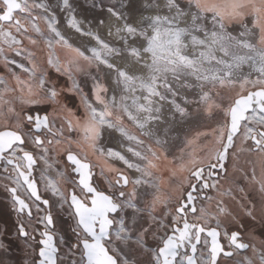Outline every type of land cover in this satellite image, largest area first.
<instances>
[{"label": "snow or ice", "instance_id": "obj_1", "mask_svg": "<svg viewBox=\"0 0 264 264\" xmlns=\"http://www.w3.org/2000/svg\"><path fill=\"white\" fill-rule=\"evenodd\" d=\"M63 6L69 9V0H63ZM148 7L153 9V14L142 15L136 21H130L114 8L108 9L120 25L115 30L118 47L92 31L85 32L75 15H70L68 25L82 35L93 37L98 45L82 50L62 34L54 13L32 15L35 8L47 11L48 5H30L27 0H0V61L5 66L16 64L15 60L9 61L8 53L20 56L25 51L21 45L26 39L36 48L43 43L48 49L47 65L68 75L73 80L74 90L78 91L74 73L83 71L85 66L95 65L99 69L104 65L116 74L110 98L108 88L97 82L93 89L94 101L87 96L82 98L83 116L76 117L68 110L58 128L55 115L50 120L47 113L31 114L26 107L49 102L59 106V93L49 85L47 73L38 66L34 52H27L30 68L19 65L27 73L26 79L11 72L15 83L9 86L8 81L0 77V85H3L0 90V126H3L0 161L11 165L15 174L16 186L9 190L14 206L18 205L17 211L32 215V206L17 195L18 189H25L37 211H40L37 202L42 200L32 176L37 157L26 150V145L42 150L39 159L46 168L52 167L47 159L50 151L65 153L73 172L78 174L76 187L80 195L75 189L71 193L62 190V182L66 183L64 173H58L56 180L42 174L46 189L59 196L62 204L67 203L75 218L77 243L73 248L80 251V260L72 264H130L122 246L133 244L151 256V264H217L221 254L233 255L220 243L218 229L207 226L213 218L209 210L197 208L194 195L197 185L189 183L191 191L185 193L183 184L195 179L202 189H219V180L206 179L205 170L208 177H213L218 175L214 169H225L224 162L229 150L234 149L237 137L241 143L251 142L252 146L243 150L256 154L252 180L264 193V0H185L183 6L180 0H159ZM16 13L24 14L25 21L17 18ZM41 20L45 28H41ZM29 33H34L35 38ZM57 50L64 53L63 59ZM118 60L130 62L138 74L118 66ZM189 91L197 95L195 102L203 111L218 112L223 122L212 130L214 141L201 144V136L207 134L198 132L186 141L178 158L169 160L164 150L166 142L157 138L152 125L161 122L165 107L173 116H186L187 108L177 98H182L184 104L190 103L187 95H182ZM56 111L54 109V113ZM129 124L138 134L130 130ZM65 127L75 139L71 135L65 137ZM111 132H118L136 145L127 148V152L137 158L136 162L121 151L100 146L104 135ZM153 140L155 146L151 143ZM90 156L98 161L103 158L107 172L114 174L108 181L110 190L130 187V191L106 194L94 187ZM236 156L237 152L233 151L234 160ZM108 158L122 161L139 176L130 179L120 168L108 164ZM256 165L260 168L258 180ZM165 173L169 174L168 179ZM183 173L187 176L173 187L172 178H179ZM141 199L145 203L138 206ZM173 199L178 207L172 215L171 233L162 236L155 249L147 248L145 235L149 230L134 231L120 214L131 209L135 218L147 212L154 223L163 227L153 213L158 205L166 207ZM42 202L49 203L48 200ZM217 207L219 213L226 212L219 204ZM39 222L46 230L40 232L38 264H58L59 248L48 230L54 227L51 213ZM19 232L29 236L23 224ZM239 237V232H232L228 237L230 246L248 248L249 244L240 242ZM247 264L253 262L248 260ZM260 264H264V252L260 254Z\"/></svg>", "mask_w": 264, "mask_h": 264}, {"label": "rangeland", "instance_id": "obj_2", "mask_svg": "<svg viewBox=\"0 0 264 264\" xmlns=\"http://www.w3.org/2000/svg\"><path fill=\"white\" fill-rule=\"evenodd\" d=\"M159 0H146V3L141 5L140 0H69V9H65L63 6V0H27V2L31 4H46L48 5V10L46 11L43 8H35L32 11L33 16H45L50 13H54L56 19L58 21V28L64 34L69 41L76 47H80L82 50H90L92 47H98L96 41L94 39H90L89 36L82 35L81 33L76 32L75 29L71 28L68 25V19L70 15H75L76 19L82 23H86L89 28H86L83 24L81 27L85 32L92 30L97 27L98 29L95 32L100 36L102 40L113 44L114 46H119V39L116 35L104 32L99 29L100 21H104L102 25H107L106 17L110 13L108 11L109 8H114L116 11L121 12L124 16L128 17L130 21L139 20V18L144 15H150L151 11L147 9L148 4L156 3ZM182 6L185 3V0H180ZM147 4V5H146ZM147 12V13H146ZM136 15V16H135ZM17 18H19L22 22L25 21V16L22 13H16ZM81 20V21H80ZM112 27L116 30L117 26H120L119 23L115 20L113 21ZM41 28H45L43 21H39ZM109 25V24H108ZM116 26V27H115ZM106 33V34H105ZM34 36V33H29ZM110 35V36H109ZM114 36V37H113ZM113 37V38H112ZM89 38V40H88ZM87 39V40H86ZM93 43H92V42ZM95 42V43H94ZM6 47V46H5ZM22 49L25 51L22 52L20 56H17L15 52L8 53L9 61L15 60L16 64L9 63L7 66L0 61V77H3L6 81H8L9 86H12L15 81L12 79L10 73L15 72L17 75L21 76L22 79L27 78V73L23 71L19 67V65L23 64L24 67L30 68L27 52L31 51L35 53V59L40 68H42L47 73L48 83L51 86H54L58 93L61 91L67 92V90L62 89L63 86L59 84L57 79L55 80V74H58L62 78H66L68 81L69 91L76 92L77 94H81V99L84 96H87L89 100L94 101V93L93 89L97 82L105 85L108 88V94L110 92V86L115 88V78L116 74L114 71L108 69L104 65H100L99 69L93 65L92 67H84V70L78 73H74V80L76 85L78 86V91L74 90L73 80L69 79L68 75L63 73H58L54 68L49 67L46 63L47 61V52L48 49L41 42L40 48H36L28 43L26 39L23 40L21 45ZM57 54L63 59L64 53L62 51L57 50ZM87 54L91 55V52L88 51ZM118 66L125 67L133 74L136 73L133 65L128 61H116ZM245 71H248L245 68ZM113 79V82L112 79ZM106 77V78H105ZM3 89V85H0V90ZM61 89V90H60ZM111 90L110 93H112ZM182 95H187L190 103L184 104L182 98L178 97L177 100L182 104V106L187 108V115L181 117L179 114L173 116L172 111L167 107L164 109V117L161 122L158 124L152 125L153 131L156 132L157 138L165 141L164 150L168 154L169 160L174 158H178L180 155V149L184 148L185 143L188 139H191L196 133H206V136H201L200 143H210L214 141V137L212 136V130L216 129L220 123L223 122L222 115L218 112H213L209 114L203 111L202 107H199L195 102L197 100V95L189 91L187 93H183ZM7 99V96H5ZM59 106L54 105L52 103H44L37 105L26 106L30 109L31 114L39 113L49 115V119L52 120L55 115V123L58 128L61 123H63L62 117L67 114L68 110H71L72 113L75 114L76 117H81L79 113H75L72 108L68 107L67 102L64 98H61V95L58 96ZM62 106V107H61ZM83 106V104H82ZM54 109L57 111L54 113ZM19 105L17 104V111H19ZM83 116V115H82ZM127 123V122H126ZM130 130L134 134H138L136 129L132 125H128ZM0 129H3V126H0ZM55 131V128L53 129ZM69 135L75 139L74 134L68 133L65 127V137L67 138ZM143 139V137H141ZM154 145V140L151 141ZM121 144V145H120ZM237 146L234 149L229 150L228 160L225 163V169L223 174L219 172L216 177H208L207 170H205L206 179L211 180H219L220 187L219 189L210 188L207 192V196L204 199H198L196 201L197 208L205 207L209 210L212 215V219L209 223H216L221 231L225 234L229 228H237L255 226L263 228L262 235L260 238L255 236L252 233L245 232V238L250 244V248L243 254L238 257L237 261L242 264H247L248 260H251L253 264L255 263V252L260 249V251H264V193L260 191L259 184L252 182L251 175L253 174V161L256 160L255 153H249L246 150L251 147V142L241 143L239 137H237ZM100 146L113 148L116 151H121L126 157L132 161L136 162L137 158L134 157L131 153L127 152V148L129 146L135 147L136 145L131 144L125 140L120 134L116 132H111L110 134H105L102 140L100 141ZM67 147V145H65ZM72 151H76L73 147ZM236 151L237 156L235 160L232 157V152ZM35 153L39 162V165L36 169V177L39 184V189L41 194H43L46 198L50 200V208L44 209L40 206V211H37L36 207L33 208L34 216L32 218H23V223L27 226V229L30 232H38L39 228H45V226L40 223V219L43 214L51 213L54 221V227L50 229L51 232L55 235L56 244L59 248L58 254V264H72V261L80 260V251L73 248V245L77 243V235L74 229L76 228L75 218L73 217L69 205L67 203H61V198L57 195H54L50 189H46L45 183L46 180L43 177L48 179L56 180L58 179V173H64V180L66 183L62 182L61 187L62 190H67V192L71 193L74 189L78 195H80L79 188L76 187L75 176L69 170V165L64 160V153L59 151H50L48 153L47 159L50 164H52L51 168H46V165L42 160L39 159V156L42 155L41 149H35ZM90 161L93 164L94 176L101 177L104 180V190L109 194H112V191H130L129 188H120V189H109L108 181L112 178L114 174H110L107 172V166L104 164V159L101 158L99 161L96 157H89ZM114 161L108 159V164L114 165L117 168H120L125 174H127L130 179H134L139 176L134 169H128L126 165L123 164L122 161L116 160L112 158ZM207 163V161H205ZM123 164V165H121ZM5 167L11 169L5 164L2 165L1 174H5ZM256 179L260 178V168L259 165L255 167ZM43 174V177H42ZM187 176V173L181 174L179 178H172L173 187H176V184L179 183L183 177ZM169 178V174L165 173V179ZM15 178L9 177H0V262L1 264H36L35 259L37 258L36 249L38 244L33 242L31 239H21L18 235L11 234L12 231H9L8 224L10 223V218L8 217L9 207L13 205L12 202L8 200L7 193L4 192L5 186L9 183H14ZM195 179H191L190 181H186L183 184V189L186 192L189 189V183L193 184ZM197 186L200 184L197 182ZM200 190V189H199ZM243 190V191H241ZM21 193L24 194L23 188L19 189ZM138 191H142L138 189ZM218 193H225V195L221 196ZM179 193H177L178 195ZM248 195V197H247ZM211 199H208V198ZM150 198V197H149ZM235 198L238 200L235 201ZM222 201V203H221ZM31 204L33 202L30 200ZM145 203L144 199L140 200L138 206H143ZM232 203V204H231ZM234 203L240 205H247L246 210H251V203L255 204V212L252 213L254 217V221H250V218L244 213H239L236 216V219L233 218V215H236L234 211ZM218 204L220 207L226 209V212L219 213L218 212ZM178 204L175 202V199L172 200L166 207L164 205H158L153 215L156 217L157 222H162L163 227H159L158 223H154L150 218L147 212L136 215L133 218L132 210L125 209L123 213L120 215H124L129 226L133 228L134 231L140 232L144 229H148L149 231L145 235V243L147 248L155 249L158 246L160 238L166 235L171 230L172 224V215L175 212V207ZM242 212V210H241ZM116 216V214L114 215ZM117 218H119L117 216ZM133 219L135 223H133ZM219 221V223H217ZM252 222V223H251ZM36 234V233H35ZM135 240V237H133ZM124 249V254L129 259L130 264H151V256L140 249L138 246L133 244L131 247L122 246ZM255 249V252H254Z\"/></svg>", "mask_w": 264, "mask_h": 264}, {"label": "flooded vegetation", "instance_id": "obj_3", "mask_svg": "<svg viewBox=\"0 0 264 264\" xmlns=\"http://www.w3.org/2000/svg\"><path fill=\"white\" fill-rule=\"evenodd\" d=\"M55 74V80L57 79V81L59 82V84L61 85V86H63V88L62 89H64L65 88V90H67V92H65V91H61L59 94L61 95V98L63 99L64 98V100L67 102V104H68V107L69 108H72L73 110H74V112L75 113H79V115H83L84 114V107L82 106V99H81V94H77L76 92L74 93V92H71V91H69V87H68V81L66 80V78H62L61 76H59L58 74H56V73H54ZM61 90V89H60ZM109 95L110 94H108V98H109ZM41 115V114H40ZM42 138H44V137H42ZM35 149H37V148H35L33 145H31V144H29V145H26V150H29V151H32L33 152V155L34 156H36V153H35ZM64 160L66 161V158H65V153H64ZM37 157V156H36ZM109 160H111V161H114L112 158H108ZM3 163H4V161H0V171H2V165H3ZM66 163H67V161H66ZM69 166V170L72 172V174L75 176L74 178H75V182H77L76 181V178L78 177V175L75 173V172H73V170H72V165L71 164H69V163H67ZM38 165H39V162H38V159H37V163H36V165L34 166V169H33V173H32V176H33V178L36 180V182H37V186H38V190H39V192H40V189H39V184H38V180H37V175H36V169H37V167H38ZM121 165H123V164H121ZM9 167H12V166H10V165H8ZM207 170V169H206ZM213 172H215V173H217V172H219L220 174H221V170L219 169V168H216V169H214L213 170ZM94 170H93V175H92V179H91V182H92V184H93V186L94 187H96L98 190H100V191H105L103 188H104V180L101 178V177H96V176H94ZM11 177V178H15V174L11 171V169H9L7 172L5 171V174H1L0 173V177ZM206 178V177H205ZM200 183V182H199ZM198 184V183H197ZM16 185L15 184H13V183H9V184H7L6 186H5V189H4V192L5 193H7V195H8V200L10 201V202H12L13 203V195H12V193L10 192V188H12V187H15ZM122 189H124V188H122ZM200 189V190H199ZM210 189V188H209ZM209 189H202L201 187H200V184L197 186V191L195 192V194L197 195V198H196V201L200 198V199H204L205 197H203V198H201L200 197V193H205V196H206V194H207V192H208V190ZM190 190V188L187 190V191H189ZM0 191H1V188H0ZM23 191H24V194L23 193H21L20 191H19V189H18V192H17V195H19L22 199H25L32 207H31V211H32V215H31V217H29L28 215H27V212H25V213H19L18 211H17V207H18V205H16V206H14V203H13V205L12 206H10L9 207V211H8V217L10 218V223L8 224V229H9V231H12L11 232V234L12 233H14V235H18L21 239H26V238H29V239H31L33 242H36L37 244H38V247H39V238L41 237L40 236V232H41V230L43 229V228H39V230H38V232H30L28 229H27V226L23 223V218H22V216H24L25 218H32L33 216H34V210H33V208L35 207L33 204H31V202H30V200L31 199H29V197H28V193L25 191V189H23ZM120 191H122V190H120ZM186 191V192H187ZM106 192V191H105ZM185 192V193H186ZM40 194H41V192H40ZM106 194H109L108 192H106ZM41 196H42V200L40 201V202H37V203H39L40 204V206L42 207V208H44V209H48V208H50V200L48 199V198H46L43 194H41ZM48 200V204H47V206L45 205V204H43V200ZM32 201V200H31ZM197 206V205H196ZM176 207H178V205L176 206ZM175 207V208H176ZM45 216V213L43 214V216H42V218ZM54 222V221H53ZM21 224H23L24 225V227H25V230L29 233V236L28 237H25V236H22L21 234H20V232H19V226L21 225ZM171 226H172V224H171ZM208 227H216V228H218L219 229V232H220V237H219V239H220V243L224 246V249H225V251L227 252V251H231V252H233V255H231V256H225V255H223V254H221L219 257H218V261H217V264H242V263H240V262H238L237 261V259H238V257H240V256H242L243 254H245V252L250 248V244H249V242L246 240V238H245V234H244V231H245V228L246 227H240V228H229L228 229V231H226V233H227V235H225L222 231H221V229L219 228V226L216 224V223H209L208 225H207ZM53 228V227H52ZM51 228V229H52ZM232 232H239L240 233V237H239V239H240V242H242V243H246V244H249V247L248 248H245V249H235L234 248V246H230V244H229V239H228V237H230V235H231V233ZM262 232H263V228H261V230H260V233L262 234ZM36 233V234H35ZM53 233V232H52ZM55 236V235H54ZM56 240V239H55ZM38 247H37V249H38ZM198 248H199V246H198ZM37 249H36V255H37ZM261 252H264V251H260V250H257L256 252H255V256H256V258H257V260H258V254L259 253H261ZM36 260V259H35ZM259 261V260H258ZM0 264H1V262H0Z\"/></svg>", "mask_w": 264, "mask_h": 264}, {"label": "crops", "instance_id": "obj_4", "mask_svg": "<svg viewBox=\"0 0 264 264\" xmlns=\"http://www.w3.org/2000/svg\"><path fill=\"white\" fill-rule=\"evenodd\" d=\"M237 144V138L235 139V146H237L236 145ZM228 160V159H227ZM251 177H252V175H251ZM252 182H254V183H256L255 181H253L252 180ZM206 196H207V194H206ZM205 196V197H206ZM247 197H248V195H247ZM236 200H238L237 198H235V201ZM232 204V203H231ZM263 207H264V205H262ZM248 206L246 205H240V204H235L234 203V211H232V212H235V214L236 215H233V218L234 219H236V216L239 214V213H244L245 215H247L248 214V212L249 211H251L252 213L253 212H255V207H256V205L255 204H253V203H251V205H250V209L251 210H246V208H247ZM241 210H242V212H241ZM247 213V214H246ZM249 216V218H250V221H254L255 219H254V217L252 216V215H248ZM252 223V222H251ZM241 226H239V227H237V228H240ZM260 230H261V227H257V225H255V226H248V227H246L245 228V231H244V234H245V232H247V233H252V234H254L256 237L258 236L259 238H260V235H262L261 233H260ZM258 250H260V249H258ZM255 256V255H254ZM255 263H258V264H260V261H258L257 260V258H256V256H255Z\"/></svg>", "mask_w": 264, "mask_h": 264}, {"label": "bare ground", "instance_id": "obj_5", "mask_svg": "<svg viewBox=\"0 0 264 264\" xmlns=\"http://www.w3.org/2000/svg\"><path fill=\"white\" fill-rule=\"evenodd\" d=\"M158 2H159V1H157L156 3H153V4H148V6H149V5H155V4H157ZM145 3H146V0H140V4H141V5H143V4H145ZM146 5H147V4H146ZM147 9L151 11V12H150L151 14H153V9H152V8L147 7ZM146 13H147V12H146ZM151 14H150V15H151ZM146 15H147V14H146ZM135 16H136V15H135ZM106 19H107V22H106V23H108L109 25H108V24H107V25H102V24H100L101 27H99V29L103 30V31L106 32V33H109V34L111 33V36H112V34L115 36V30H114V27L111 26V25H113V23H114L113 21H115V18L111 15V13H109L108 16L106 17ZM80 21H81V20H80ZM81 24H83L86 28H89L88 25H86V23H84L83 21H82ZM114 24H115V23H114ZM115 27H116V26H115ZM97 29H98V28L95 27V28H93V29L90 30V31L93 32V31H96ZM94 33H95V32H94ZM106 33H105V34H106ZM86 36H87V35H86ZM109 36H110V35H109ZM114 36H113V37H114ZM89 37H90V39H91V38L93 39V37H91V36H89ZM113 37H112V38H113ZM115 38H116V36H115ZM116 39H119V38H116ZM86 40H87V39H86ZM88 40H89V38H88ZM91 42H92V41H91ZM92 43H93V42H92ZM94 43H95V42H94ZM96 44H97V43H96ZM105 78H106V77H105ZM110 79H112L111 76H110ZM111 82H113V79H112ZM113 86H114V85H112V87L110 86V89H111V90L114 89ZM111 90H110V92H111ZM110 92H109V94H110V95H109V98H110L111 95H112V93H110ZM116 133H118V132H116ZM118 134H119V133H118ZM120 145H121V144H120Z\"/></svg>", "mask_w": 264, "mask_h": 264}, {"label": "water", "instance_id": "obj_6", "mask_svg": "<svg viewBox=\"0 0 264 264\" xmlns=\"http://www.w3.org/2000/svg\"><path fill=\"white\" fill-rule=\"evenodd\" d=\"M44 114H41V116H43ZM0 130H3V129H0ZM65 158H66V154H65ZM66 161H67V163H69V164H71V162L70 161H68L67 160V158H66ZM11 166V165H10ZM217 168H219V167H217ZM221 170V169H220ZM223 172H224V170H221V174H223ZM77 174V173H76ZM78 175V174H77ZM217 175H215V176H213V177H216ZM76 181L78 182V177L76 178ZM197 182H199V181H197V180H195V182L193 183V184H197ZM189 191H191V188H190V190ZM194 195L196 196V198H197V195L195 194V192H194ZM200 197L201 198H203V197H205V193H200ZM46 200V199H45ZM47 206V205H46ZM47 215V214H46ZM113 215H115V214H113ZM216 228V227H215ZM51 229V228H50ZM50 229H48L49 231H50ZM171 229H172V226H171ZM218 229V228H217ZM46 229L45 228H43L42 230H41V232L42 231H45ZM218 231H219V229H218ZM171 233V230L167 233V234H170ZM53 234V233H52ZM54 235V234H53ZM55 237V236H54ZM40 239H42V237H40L39 238V240ZM41 245L39 244V247H40ZM39 247H38V249H37V258H36V260H35V263L36 264H38V262H39V255H38V253H39ZM58 247V246H57Z\"/></svg>", "mask_w": 264, "mask_h": 264}, {"label": "built area", "instance_id": "obj_7", "mask_svg": "<svg viewBox=\"0 0 264 264\" xmlns=\"http://www.w3.org/2000/svg\"><path fill=\"white\" fill-rule=\"evenodd\" d=\"M260 254H261V253L258 254V260H259V261H260Z\"/></svg>", "mask_w": 264, "mask_h": 264}]
</instances>
